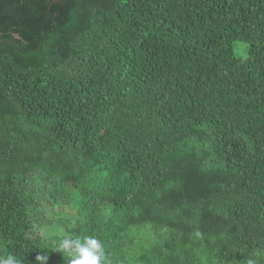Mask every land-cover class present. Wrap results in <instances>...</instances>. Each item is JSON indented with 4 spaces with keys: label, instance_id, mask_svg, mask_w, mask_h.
Listing matches in <instances>:
<instances>
[{
    "label": "trees",
    "instance_id": "16d2710c",
    "mask_svg": "<svg viewBox=\"0 0 264 264\" xmlns=\"http://www.w3.org/2000/svg\"><path fill=\"white\" fill-rule=\"evenodd\" d=\"M2 7L0 257L264 264V0Z\"/></svg>",
    "mask_w": 264,
    "mask_h": 264
},
{
    "label": "clouds",
    "instance_id": "9594fccd",
    "mask_svg": "<svg viewBox=\"0 0 264 264\" xmlns=\"http://www.w3.org/2000/svg\"><path fill=\"white\" fill-rule=\"evenodd\" d=\"M63 232V229H61ZM58 251L63 252L67 257V264H108L105 249L101 241L95 236H73L65 233L59 241ZM47 259V257H38ZM0 264H21L13 256L0 257Z\"/></svg>",
    "mask_w": 264,
    "mask_h": 264
},
{
    "label": "rangeland",
    "instance_id": "374dc122",
    "mask_svg": "<svg viewBox=\"0 0 264 264\" xmlns=\"http://www.w3.org/2000/svg\"><path fill=\"white\" fill-rule=\"evenodd\" d=\"M245 46V43L243 42H237L235 47V52L240 55L239 47L240 49ZM245 55V52L243 53ZM47 192V190H45ZM45 193V192H44ZM43 193V194H44ZM42 197V195H41ZM46 198V197H45ZM42 204L45 206V214L46 219L48 217V220L51 218L53 219L50 224L46 223L47 225L40 228V233L46 234L47 233H53L51 225H54L58 232L60 234L61 229H63V232H65V223H67V219H70L71 222H73L74 218V209L70 206H68L64 201H62L60 204H56L54 207L48 206L47 200H44ZM52 223V224H51Z\"/></svg>",
    "mask_w": 264,
    "mask_h": 264
},
{
    "label": "flooded vegetation",
    "instance_id": "af4514ba",
    "mask_svg": "<svg viewBox=\"0 0 264 264\" xmlns=\"http://www.w3.org/2000/svg\"><path fill=\"white\" fill-rule=\"evenodd\" d=\"M31 0H0V5H11L13 6V4H19V3H24V2H28ZM70 0H45V2H68ZM5 15L3 13V7L0 10V16Z\"/></svg>",
    "mask_w": 264,
    "mask_h": 264
}]
</instances>
